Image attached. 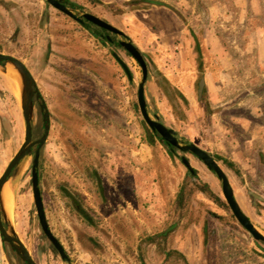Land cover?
<instances>
[{
  "label": "rangeland",
  "instance_id": "rangeland-1",
  "mask_svg": "<svg viewBox=\"0 0 264 264\" xmlns=\"http://www.w3.org/2000/svg\"><path fill=\"white\" fill-rule=\"evenodd\" d=\"M73 1L140 48L151 111L218 160L240 206L264 232V0ZM209 31L224 47L222 64L206 44ZM0 51L23 58L46 100L44 208L74 264H264V242L200 189L208 184L224 199L221 181L188 154L194 178L162 141L149 138L137 105L142 68L123 48L102 43L44 0H6ZM113 52L134 73L132 81ZM202 64L214 74L209 95H199ZM16 77L0 70V176L25 136ZM35 121L39 138L38 106ZM30 181L28 166L15 199L5 190L14 199L16 231L37 264H65L41 230ZM18 256L0 238V264H20Z\"/></svg>",
  "mask_w": 264,
  "mask_h": 264
},
{
  "label": "water",
  "instance_id": "water-1",
  "mask_svg": "<svg viewBox=\"0 0 264 264\" xmlns=\"http://www.w3.org/2000/svg\"><path fill=\"white\" fill-rule=\"evenodd\" d=\"M48 1L61 11L81 21V18H78L73 10L68 8L65 4L57 0ZM149 2L157 5H165V3L157 0H149ZM83 17L90 20L96 26L104 28L114 35L120 36L121 38L119 42L121 45L141 65L143 74L138 84L137 105L144 121L152 131L150 139L155 137L162 141L168 147L170 153L178 157L185 165L189 173L193 176L196 175V169L192 166L188 154L192 155L195 159L206 165L208 169L221 181L224 197L238 222L252 235L255 240L264 242V232L256 224H254V222H252V220L241 208L230 183L229 177L222 169L218 160L210 152L201 148L197 144L181 138L178 132L167 125L158 113L151 111L146 93L147 82L150 78L148 64L141 51L133 43L132 39L124 31L102 18L86 12L83 13ZM108 38L111 40L109 35ZM114 56L124 69L128 79L132 81L133 74L127 64L118 54L115 53ZM8 66L13 67L20 76V104L25 136L21 147L0 176V238L3 245L6 243L10 244L12 250L22 258L25 264H37L30 250L16 231L12 207L20 180L29 166L33 206L36 209L41 230L51 242L54 250L58 252L63 262L65 264H74L62 243L53 233L49 225L41 190L40 155L42 146L46 142L50 131L49 111L37 86L36 80L32 76L26 64L13 55L0 53V70L5 72ZM33 95H35L37 100L40 101V108L43 113V133L39 138H36L33 132V126L36 122L35 111L37 109V105L33 100ZM7 186L10 187L14 198L11 205H9L10 207H8L5 198V190Z\"/></svg>",
  "mask_w": 264,
  "mask_h": 264
},
{
  "label": "flooded vegetation",
  "instance_id": "flooded-vegetation-1",
  "mask_svg": "<svg viewBox=\"0 0 264 264\" xmlns=\"http://www.w3.org/2000/svg\"><path fill=\"white\" fill-rule=\"evenodd\" d=\"M45 2H47L49 5H51V6H53L55 9H57V10H59V12H61L62 14H65L66 16H68V17H70L71 19H73L74 21H76L77 23H79L83 28H85L86 30H89L90 31V33L95 37V38H98L99 40H101V42L102 43H111L112 45H114L115 47H120V48H123L124 49V47L121 45V43L119 42V40H120V38H118V36L117 35H114L113 33H111L110 31H108V30H106V29H104V28H101V27H98V26H96L95 24H93L90 20H87L85 17H83V13H90V14H92V15H95V16H97V17H99V18H102V17H100L99 15H97V14H95V13H93V12H88V11H85V10H82V11H80L79 10V8L81 7L79 4H77L75 1H73V0H57V1H59V2H61V3H63V4H65L68 8H70V9H72L73 10V12L76 14V16L78 17V18H81V21H79L78 19H75V18H73L72 16H70V15H68L67 13H65V12H63V11H61L60 9H58L57 7H55L52 3H50L48 0H44ZM0 2H1V4H3V5H5L6 4V0H0ZM178 15H180L178 12H176ZM102 19H104V18H102ZM104 20H106V21H108L107 19H104ZM109 22V21H108ZM109 23H111V22H109ZM112 25H114L113 23H111ZM114 26H116V25H114ZM117 28H119L118 26H116ZM119 29H121V28H119ZM122 30V29H121ZM122 31H124V30H122ZM125 32V31H124ZM126 33V32H125ZM127 34V33H126ZM108 35L111 37V40L108 38ZM128 35V34H127ZM114 36H116V37H114ZM129 36V35H128ZM120 37V36H119ZM194 38H195V35L193 36ZM195 40V42H196V50H197V52L198 53H200V44L198 43V39H197V37L194 39ZM134 43V42H133ZM135 44V43H134ZM136 45V44H135ZM137 46V45H136ZM138 47V46H137ZM138 49L140 50V48L138 47ZM50 50H51V47H50ZM125 50V49H124ZM126 51V50H125ZM141 51V50H140ZM127 52V51H126ZM0 53H4V54H9V55H13V56H15V57H17V58H19L21 61H23L25 64H26V62L23 60V58L22 57H20V56H16V54L15 53H13V52H3V51H0ZM118 54L117 52H113L112 53V55H113V57L115 58V56H114V54ZM141 53L143 54V52L141 51ZM127 54L128 55H130V53H128L127 52ZM119 56H120V54H118ZM131 56V55H130ZM144 56V55H143ZM132 58H134L133 56H131ZM120 58H122L121 56H120ZM123 59V58H122ZM135 59V58H134ZM199 59V58H198ZM115 60L118 62V60L115 58ZM136 60V59H135ZM123 61L126 63V61L123 59ZM137 61V60H136ZM199 61H200V59H199ZM138 62V61H137ZM119 63V62H118ZM127 64V63H126ZM139 64V63H138ZM198 64H199V62H198ZM120 65V64H119ZM140 65V64H139ZM26 66H27V64H26ZM121 66V65H120ZM127 66H128V64H127ZM141 66V65H140ZM200 66V65H199ZM198 66V67H199ZM28 67V66H27ZM122 67V66H121ZM128 68L130 69V67L128 66ZM142 68V67H141ZM28 69L30 70V72H31V74H32V76L35 78V76H34V74L32 73V70H31V68L30 67H28ZM123 69V68H122ZM124 70V69H123ZM130 71L132 72V70L130 69ZM125 72V71H124ZM142 72H143V70H142ZM126 74V73H125ZM132 74H133V79H134V73L132 72ZM201 78V77H200ZM132 79V80H133ZM35 80H36V78H35ZM36 83H37V80H36ZM37 86H38V84H37ZM38 88H39V86H38ZM40 90V89H39ZM202 89H201V87H200V89H199V92H200V94L199 95H201L202 94ZM41 92V91H40ZM42 94V93H41ZM203 95V94H202ZM43 96V95H42ZM43 98H44V96H43ZM33 100H34V102L36 103V105L38 106V108L40 109V112H41V115H42V121H43V113H42V111H41V108H40V101H38L37 100V98H36V96L35 95H33ZM45 100V99H44ZM45 102H46V100H45ZM46 105H47V103H46ZM47 108H48V106H47ZM48 111H49V109H48ZM49 115H50V113H49ZM50 127H51V119H50ZM50 132V131H49ZM150 138V137H149ZM152 140V139H151ZM206 150V149H205ZM222 167V166H221ZM196 169V168H195ZM223 169V168H222ZM224 170V169H223ZM225 171V170H224ZM226 173V172H225ZM227 174V173H226ZM193 176V175H192ZM197 178L198 177V173H197V171H196V175L194 176V178ZM230 180V179H229ZM231 183V182H230ZM232 185V184H231ZM202 188V189H201ZM200 189L202 190V191H204V192H208V194H210L212 197L214 196V199H216L217 201H219L220 203H222L224 206H228L229 207V205H228V203H227V201H226V199H225V197H224V194H223V197H224V199H221L220 197H218L215 193H213L211 190H210V188H209V185L208 184H203L202 185V187H200ZM234 190V189H233ZM223 192V191H222ZM235 193V192H234ZM215 194V195H214ZM252 195H253V197H255V198H260V195H258V194H256V193H252ZM230 208V207H229ZM242 208V207H241ZM79 209H80V211H82V213H83V215H87V217L89 216L88 214H86L85 213V211H84V209H81L80 207H79ZM244 211V210H243ZM245 212V211H244ZM234 215V214H233ZM248 216V215H247ZM236 218V217H235ZM10 245V244H9ZM64 247V246H63ZM19 257V262H20V264L22 263V264H24V261L22 260V258L20 257V256H18ZM189 264V263H188Z\"/></svg>",
  "mask_w": 264,
  "mask_h": 264
},
{
  "label": "crops",
  "instance_id": "crops-1",
  "mask_svg": "<svg viewBox=\"0 0 264 264\" xmlns=\"http://www.w3.org/2000/svg\"><path fill=\"white\" fill-rule=\"evenodd\" d=\"M205 41H206L207 46L210 49V52L212 54H214V56H216V58L220 61V64H222L221 60L224 59L225 51H224V47L220 44V39L217 38V36L211 34V32L209 31V34L206 35V37H205ZM225 58H226V56H225ZM223 62H224V60H223ZM198 72H200L199 67L196 68L195 77L198 76ZM202 75L203 76L198 81L199 89L201 87V89L205 91L206 95L207 94L209 95V93H208L209 89L215 90L214 86H212L211 84L209 85V81H211V77H213L214 74L212 73V71L209 68H203V64H202ZM215 83H217V82H215ZM217 89L219 92L222 91V90H220L221 89L220 84H219V87H217ZM210 96L216 97V95L214 93L211 94ZM212 102H217V99H213ZM209 107L211 109L210 105H209ZM211 112L213 113V111H211Z\"/></svg>",
  "mask_w": 264,
  "mask_h": 264
},
{
  "label": "bare ground",
  "instance_id": "bare-ground-1",
  "mask_svg": "<svg viewBox=\"0 0 264 264\" xmlns=\"http://www.w3.org/2000/svg\"><path fill=\"white\" fill-rule=\"evenodd\" d=\"M6 73L16 74V76H17L16 78L18 79V82H20V76H19L18 72L13 67L8 66L7 69H6ZM17 84L20 85V83H17ZM5 198H6L8 206L11 205V202H12L11 200L12 199H10V197H7V196H5Z\"/></svg>",
  "mask_w": 264,
  "mask_h": 264
},
{
  "label": "trees",
  "instance_id": "trees-1",
  "mask_svg": "<svg viewBox=\"0 0 264 264\" xmlns=\"http://www.w3.org/2000/svg\"><path fill=\"white\" fill-rule=\"evenodd\" d=\"M207 110H208V112H209V111H211V110H210V107H209V105H208V104H207Z\"/></svg>",
  "mask_w": 264,
  "mask_h": 264
}]
</instances>
